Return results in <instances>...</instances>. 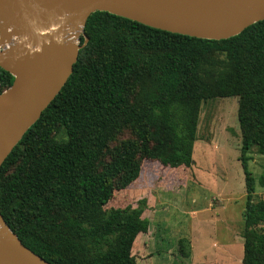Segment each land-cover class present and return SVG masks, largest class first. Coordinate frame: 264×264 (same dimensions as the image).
I'll list each match as a JSON object with an SVG mask.
<instances>
[{"label": "trees", "instance_id": "trees-1", "mask_svg": "<svg viewBox=\"0 0 264 264\" xmlns=\"http://www.w3.org/2000/svg\"><path fill=\"white\" fill-rule=\"evenodd\" d=\"M81 43L67 82L0 166L8 227L52 264H138L132 249L149 229L147 198L105 205L140 176L144 158L193 165L203 103L237 96L247 192L242 264H264V199H253L249 167L254 150L264 154V19L209 39L96 10ZM14 79L0 67L1 91ZM125 131L132 136L119 139Z\"/></svg>", "mask_w": 264, "mask_h": 264}, {"label": "rangeland", "instance_id": "rangeland-1", "mask_svg": "<svg viewBox=\"0 0 264 264\" xmlns=\"http://www.w3.org/2000/svg\"><path fill=\"white\" fill-rule=\"evenodd\" d=\"M18 41L0 38V57L10 56ZM197 133L193 165L171 168L144 158L140 176L126 189H116L105 205L136 206L147 198L143 216L150 224L142 236L147 250L133 251L138 264H242L247 192L238 97L204 102ZM63 136L61 131L58 138ZM131 136L125 131L119 139ZM251 155L257 201L264 199V154L254 150Z\"/></svg>", "mask_w": 264, "mask_h": 264}, {"label": "water", "instance_id": "water-1", "mask_svg": "<svg viewBox=\"0 0 264 264\" xmlns=\"http://www.w3.org/2000/svg\"><path fill=\"white\" fill-rule=\"evenodd\" d=\"M259 0H0V38L17 37L18 45L0 67L15 76L0 93V166L28 128L55 98L73 72L83 46L64 41L65 27L81 15L106 10L153 27L191 36L223 39L237 35L263 14L251 11ZM88 38H85V42ZM22 55V44L26 45ZM84 42V43H85ZM14 66L10 58L14 56ZM13 60V59H12ZM2 222L13 242L0 239V264H52L29 249Z\"/></svg>", "mask_w": 264, "mask_h": 264}, {"label": "bare ground", "instance_id": "bare-ground-1", "mask_svg": "<svg viewBox=\"0 0 264 264\" xmlns=\"http://www.w3.org/2000/svg\"><path fill=\"white\" fill-rule=\"evenodd\" d=\"M250 9L252 12L260 15L264 13V0H259L257 3H254L253 5L250 6ZM72 18L75 22L67 25L65 27V32H64V41H72V42H77L79 39V34L82 31V24L80 21L81 15L77 14V13H72L69 15V18ZM27 49V42L26 45L22 44L21 47V52L19 53L20 55L24 54L26 52ZM14 56L7 58L10 59V61H12V66H14L15 62H14ZM13 59V60H12ZM8 235H10L9 231L7 230V228L5 227V225L0 222V239L6 238ZM13 238L10 236L9 238H6V242L8 244L12 243Z\"/></svg>", "mask_w": 264, "mask_h": 264}, {"label": "crops", "instance_id": "crops-1", "mask_svg": "<svg viewBox=\"0 0 264 264\" xmlns=\"http://www.w3.org/2000/svg\"><path fill=\"white\" fill-rule=\"evenodd\" d=\"M145 233L144 232H141L140 234H138L135 242H134V245H133V249L132 251H134L135 249L138 251H140L139 253H143L147 250V242L143 241V238L142 236L144 235ZM134 254V252H133ZM138 262V260H137Z\"/></svg>", "mask_w": 264, "mask_h": 264}, {"label": "built area", "instance_id": "built-area-1", "mask_svg": "<svg viewBox=\"0 0 264 264\" xmlns=\"http://www.w3.org/2000/svg\"><path fill=\"white\" fill-rule=\"evenodd\" d=\"M2 91H1V84H0V93H1Z\"/></svg>", "mask_w": 264, "mask_h": 264}]
</instances>
